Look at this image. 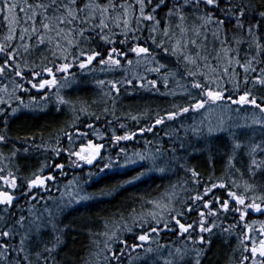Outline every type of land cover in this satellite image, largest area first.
Here are the masks:
<instances>
[{"label":"snow or ice","instance_id":"obj_1","mask_svg":"<svg viewBox=\"0 0 264 264\" xmlns=\"http://www.w3.org/2000/svg\"><path fill=\"white\" fill-rule=\"evenodd\" d=\"M0 24L7 29L4 42L0 43V55L4 57L3 62H0V76L11 69L17 77L23 78L21 65L17 60L21 49L23 54H31L34 49L44 48L51 52L54 59L49 63L52 66L49 67L42 61L41 71H33L34 77L41 78L37 83L28 81L38 90L56 87V73H69L73 66L85 69L96 62L106 66L109 71L119 68V57L126 56L127 52L155 64V67L149 69L155 73H160L166 67L156 59V55L162 53L175 57L178 64L183 61L184 71L193 78L191 88L199 90L198 94L202 99H197L188 106H176L175 111H169L165 116L158 113L154 125L141 129V132L152 131L155 126L163 125L165 120H176L178 116L189 111H199L206 105H217L224 109L237 105V112L240 108L250 106L258 112L245 116V123L227 125L221 117L215 128H207V137L228 133L232 145L228 168L244 175L236 168L235 161L239 160L253 180L257 175L264 177V103H258V97L253 93V89L264 93V0H0ZM144 32H147L144 39L150 41L155 50H159L156 55L153 54V48L139 43L141 35L137 34ZM17 36L20 43L14 45L13 41ZM116 36L121 37L119 44L128 45L127 52L114 46L117 40L113 37ZM209 36L212 37L211 50ZM132 41L136 43L133 44ZM102 45L112 47L101 51ZM245 45L247 47L242 57L241 51ZM73 49L76 51L73 52ZM69 57H72V62H69ZM210 58L216 63H211ZM43 59L48 60V57L44 56ZM57 60L63 62L57 63ZM139 63L140 59L137 60V64ZM131 64L132 61L129 60L128 65ZM43 73L50 79L43 78ZM197 76L202 77L204 82L196 80ZM64 79L67 81L66 76ZM163 80L164 87L167 88L168 77L164 76ZM98 83L103 85L105 82L101 80ZM110 84L111 89L118 94L117 83ZM148 84L153 88L157 86L155 80H149ZM226 84L232 85L231 95H226ZM211 85H215V88ZM140 86L144 87L143 84ZM15 87L22 86L17 84ZM0 92L7 93V85L0 88ZM5 103L7 101L0 97V104ZM57 103H66L59 93ZM16 111L17 109H12L13 114ZM132 119L136 120L137 117L133 116ZM228 119L231 120V117ZM232 127L245 130L241 134L246 137V143L241 142L237 133L230 130ZM193 132L198 139L201 138L197 129L194 128ZM134 135L135 133L123 136L114 134L113 139L130 140ZM6 139L4 135H0V143H5ZM69 141H72L71 136ZM102 147L103 145L89 140L86 144H81L78 150H69L68 155L76 157L77 161L92 164L100 155ZM179 147L183 149L184 144L181 142ZM212 149L210 139H206L199 149L209 154L210 162ZM54 151L59 154L61 149L56 148ZM140 159L145 158L141 156ZM153 166L155 167L154 160ZM180 167L189 171L194 182L199 183V172L194 167H185V164H180ZM55 168L62 171L64 165L56 164ZM158 170L163 172L165 169ZM54 179V175L34 173L31 179L26 180L27 191L22 193L28 204L25 208L19 205L16 196V189L19 187L17 177L11 170L5 174V169L0 167V264H69L68 254L65 252L69 226L63 224L61 219L65 206L58 204L52 209L40 195V190L49 191L48 182ZM232 185L240 187L235 180ZM217 187L226 190L227 198L221 200L214 196L211 200H204ZM255 192L256 184L247 180L244 181L243 192L232 191L225 181L220 180L211 187H205L203 195L190 197L193 202L203 201L200 209L186 206L185 209L177 210L171 197H168L167 202L149 200L148 203L159 211H150L147 217L141 216L139 219L133 217L132 227L127 222L122 225L128 232H132L133 227L141 229L136 236L137 243L128 244L121 238L117 234L120 228L110 232L90 233V236H104L106 239L102 248L99 241L93 239L92 243L97 246V250H90L88 257H79L80 264H123L121 257L126 251L129 264H132L133 259L141 264H205L214 238L219 237L222 243L229 244V238L234 234L232 229L237 226L233 224L223 227L218 224L221 214L237 213L239 221H246L250 212L264 215V192L247 195ZM91 198L89 195L74 197L77 202ZM41 200H44L43 210H38L32 202L39 203ZM232 202L234 207L231 206ZM213 203L218 208H214ZM185 210L188 213L196 210L198 218L192 223L182 222L178 217L183 216ZM256 223L260 224L258 229L253 227ZM243 227L246 231L234 249L240 252L238 264H264V222H245ZM165 231L174 232L186 242L174 248L161 244L155 237ZM253 231L258 235L252 236ZM115 243L121 247H112ZM153 244L156 245L155 248L152 247ZM164 249H168L166 256L162 255ZM138 250H142L143 255L132 257V253H137Z\"/></svg>","mask_w":264,"mask_h":264},{"label":"trees","instance_id":"obj_2","mask_svg":"<svg viewBox=\"0 0 264 264\" xmlns=\"http://www.w3.org/2000/svg\"><path fill=\"white\" fill-rule=\"evenodd\" d=\"M6 34V27L0 24V43L4 42ZM137 35H141L139 43L153 48V54L156 55L159 50H155V46L144 39L147 32ZM113 38L117 40L114 46L118 50L127 52L128 45H121L118 42L121 37ZM211 41L212 37L209 36V50L212 47ZM19 43L17 36L13 44ZM131 43L134 44L136 41ZM110 47L112 46L102 45L100 50L104 51L105 48ZM246 47V45L242 47V57ZM217 48H219L218 44ZM44 56H47L48 60H44ZM53 59L47 48L34 49L31 54H23L21 49L17 60L21 65L23 78L17 77L11 69L0 76V88L5 85L8 87L7 93L0 92V97L7 101L5 104H0V113H3L0 115V135L7 138L5 143H0V153H2L0 167L5 169V174L11 170L17 177L19 187L16 189V196L19 205L25 208L28 207L22 194L27 191L25 181L31 179L34 173L55 176L53 181L48 182L49 191L40 190V195L47 200L48 207L52 209L58 204L65 206L61 219L63 224L69 226L68 244L65 249L69 264H80L79 257H88L90 250H97V246L92 243L93 239L99 241L100 248L103 247L106 238L90 236V233L110 232L120 228L117 234L121 238L128 244L137 243L136 236L140 234L141 229L133 227L132 232H128L122 225L127 222L132 227L133 217L139 219L141 216L147 217L150 211H159L148 203L149 200L167 202L168 197H171V202L177 210L185 209L186 206L200 209L203 201L193 202L190 197L203 195L205 187H211L220 180L225 181L228 188L236 192H243L246 180L255 183L256 192L247 193L249 196L264 192L262 187L264 177L257 175L253 180L239 160L235 161V165L244 175L228 168L227 161L232 147L228 133L207 137V128L209 126L215 128L220 123L221 117L225 120L224 114L232 119L241 117L242 114L250 116L252 112H258L250 106H245L241 112L232 110L236 105H232L230 110L217 106L220 110L219 116L213 114V111L217 112V110L209 111L213 117L206 116V111L202 109L196 112L189 111L178 116L176 120H165L163 125L155 126L152 131L138 133L141 129L154 125L158 113L165 116L167 112L175 111L176 106H188L197 99H202L198 94L199 90L191 88L193 78L184 71L183 61L178 64L175 57L165 56L162 53L156 55V59L166 67L162 68L160 73H155L149 70L155 67V64L127 52L124 59L119 57L121 60L119 68L109 71L106 66L93 62L89 68L71 71L67 81L63 79L56 88L42 91L33 88L32 83H37L41 78L37 77L33 80V71L40 72L43 64L51 67L49 61ZM138 59H140L139 64H137ZM3 60L4 57L0 55V62ZM129 60L132 61L131 66L128 65ZM69 62H72V57H69ZM78 63L77 60L76 64ZM211 63L216 62L211 61ZM44 75L45 73L42 74L43 77ZM164 76L168 77L167 88L164 87ZM195 79L204 82L202 77L197 76ZM29 80L32 83H29ZM101 80L105 82L103 85L98 83ZM149 80L157 82L156 88L148 84ZM110 82L117 83L118 94L111 89ZM17 84L22 87H15ZM141 84L144 87H141ZM211 86L215 88V85ZM224 87L226 95H231L232 85L226 84ZM57 93L66 103H57ZM106 93L108 95H105ZM253 93L258 97V103H264V93L256 89H253ZM12 109H17L15 114ZM133 116L137 119L133 120ZM225 121L228 125L229 119ZM194 128L199 131L200 139L194 134ZM244 131L237 128L236 133L240 141L246 143V137L241 134ZM126 133H135V135L131 140L113 139L114 134L123 136ZM69 136L72 137L71 142ZM206 139H210L213 143L211 162L209 154L199 150ZM89 140L94 144L103 145L96 162L92 167L83 165L80 168H70L68 151L78 150L81 144H86ZM181 142L184 144L183 149L179 147ZM56 148L61 149L59 154L54 151ZM141 156L145 159H140ZM56 164H63V170L55 168ZM180 164L194 167L199 172L197 178L199 183H195L191 173L180 167ZM159 168L165 170L160 172ZM233 180L240 185L239 188L232 185ZM83 195L92 198L80 202L74 199ZM214 196L221 200L226 199V190L213 188L204 200H211ZM32 203L36 204L38 210H43L44 200ZM231 206H235L234 202ZM213 207L218 208V205L213 203ZM133 209H135L134 213ZM178 218L184 223H192L198 218V212L194 210L188 213L185 210V214ZM252 221L264 222V215L250 212L246 221H239L237 213L221 214L217 220L218 224L223 227L233 224L237 226L232 229L234 234L229 238V244L222 243L219 237L214 238L205 264H238L240 252L234 249L237 248L239 239L243 238L246 231L243 227L244 223L251 224ZM259 226L260 224L256 223L253 227L258 229ZM251 235L257 236L258 233L253 231ZM155 239L173 248L186 242L174 232L166 231L161 232ZM111 246L115 249L121 247L118 243ZM152 247L155 248L156 245L153 244ZM167 251L168 249H164L162 255L166 256ZM138 254L142 256L143 251L132 253V257ZM121 260L123 264H129L127 251ZM132 264H141V262L133 259Z\"/></svg>","mask_w":264,"mask_h":264},{"label":"rangeland","instance_id":"obj_3","mask_svg":"<svg viewBox=\"0 0 264 264\" xmlns=\"http://www.w3.org/2000/svg\"><path fill=\"white\" fill-rule=\"evenodd\" d=\"M75 69H80V68L78 66H73L70 70L71 71H74ZM68 75H69V73H56V76H57V79H58V83L61 82L64 79L65 76L67 77ZM43 78H49V77H47V74L45 73V76ZM32 79L35 80V79H37V77H34L33 76ZM54 88H56V87H54ZM45 89H49V88L45 87L44 89H41V91L42 90H45ZM237 107L238 106L236 105V107L235 108H232V110H235L236 111ZM218 108H221V107H218ZM202 110H205L206 111V116L209 115L210 117H213V115L209 111L212 112L213 110H217V112L216 111H213V114H215L217 116H219L218 114H220V110L217 109V105H206L205 108L202 109ZM227 110H230V109H227ZM242 110H244V107L243 108H240V110L238 112H241ZM245 115L246 114H242L243 117L241 116V117H234V118H232L231 120H229L228 125H233L234 126L236 124H243V123H245L246 122L244 120ZM247 116H249V115H247ZM224 117H225V120H228L229 115L224 114ZM248 122H250V121H248ZM231 129H233L232 131H234V132H236V130H237V128H235V127H232ZM144 132H141L140 131V133H144ZM95 160L91 164V167L96 162ZM72 161H76V163H72ZM84 164H85V162H83V161H77L76 157H74V156L73 157H69V165H70V168H80ZM85 165H87V163Z\"/></svg>","mask_w":264,"mask_h":264},{"label":"flooded vegetation","instance_id":"obj_4","mask_svg":"<svg viewBox=\"0 0 264 264\" xmlns=\"http://www.w3.org/2000/svg\"><path fill=\"white\" fill-rule=\"evenodd\" d=\"M124 58H125V56H121V57H120V59H124ZM49 78H50V77H49ZM138 133H140V132H138ZM130 140H131V139H130Z\"/></svg>","mask_w":264,"mask_h":264},{"label":"water","instance_id":"obj_5","mask_svg":"<svg viewBox=\"0 0 264 264\" xmlns=\"http://www.w3.org/2000/svg\"><path fill=\"white\" fill-rule=\"evenodd\" d=\"M102 150V149H101ZM101 152V151H100ZM18 198V197H17Z\"/></svg>","mask_w":264,"mask_h":264}]
</instances>
